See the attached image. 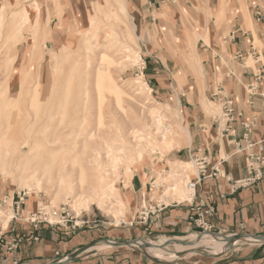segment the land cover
<instances>
[{"label":"rangeland","instance_id":"rangeland-1","mask_svg":"<svg viewBox=\"0 0 264 264\" xmlns=\"http://www.w3.org/2000/svg\"><path fill=\"white\" fill-rule=\"evenodd\" d=\"M31 1L0 0V5L4 4L0 19V207L11 214L12 209L16 210L15 203L20 198L23 200L16 219L22 223H30L34 219L38 224L77 231L124 222L134 225L141 214L148 212L150 199L165 204L177 201L176 193L168 188L178 181L183 183L181 187L185 186L189 180L188 173L196 171L187 150L178 152L187 145L192 132L193 114L190 113V107H186L185 99L188 96L185 93L194 83L204 84L203 75L197 74L193 67L183 69V54L186 50L182 44L171 38L173 33L167 26L150 30V26L134 20L127 0H124L125 10L118 11L121 22L113 14L117 11L109 7L106 0H35L39 3V11L45 5L46 20L43 21L40 11L35 29H32L31 21L18 29L20 9L30 6ZM176 2L186 11L180 18L189 20L190 25H193L190 0ZM91 19L92 25L89 23ZM179 23L173 24L174 32L178 35L179 31L183 34L188 30V25L184 23L179 29ZM12 29L15 38L5 47L6 41L3 39ZM127 30L132 35V41L127 38ZM157 31L162 32L163 39L155 36ZM121 35L126 39L125 44H129L127 51L121 44ZM14 43H21L18 51L22 55L19 63L15 64L16 51L10 55V46ZM195 50L198 55L202 51L201 44L196 42ZM160 61L166 69L162 68ZM251 64L252 60L247 63L249 66ZM137 83L146 84L150 89L145 98L138 95ZM115 85L121 92L119 104ZM203 98L201 105L204 112H214L212 103ZM219 107L217 104L214 107L217 113L209 116L221 113ZM152 108L158 110L168 126L172 125V115L184 126L189 123L188 132L174 137L173 141L177 145L172 148L159 145L161 152H152L148 146L145 147L140 164L141 173L134 169L128 180L124 174L126 159L113 163L112 157L105 151L104 143L118 144V128L126 132L130 127H141L138 118L150 120L151 123ZM83 118L85 122L80 126L79 122ZM148 129H152V126H148ZM88 132L93 135L92 139H86ZM99 136L103 137L104 142ZM25 137H29L28 145L34 142L31 145V157L27 161L13 157L5 146L7 140L11 144H21ZM52 140L57 141L51 146L46 144ZM84 141L87 143L85 148ZM46 148L51 152L44 153ZM94 149H99L102 155L92 162V159L87 158ZM64 161L70 175L60 185L56 174ZM170 161L175 164L176 161L182 162L181 166L184 167L178 165L176 168L177 164L170 165ZM97 164L104 168L102 172L108 171L104 172L108 175V181H115L122 201L129 203L126 212H120L119 204L112 197L106 205L95 204L90 207L76 201L80 194L86 193L93 176L100 174L94 172ZM112 166L117 168V172ZM27 168L42 173L39 189L33 186V182H27L28 185L32 184L29 187L20 180V175ZM175 171L181 172L179 177L174 174ZM131 181L147 190L145 201H141L140 206L131 199ZM4 218V215H0L1 225ZM189 235L202 238L209 234L188 232L184 238L190 239ZM222 235L210 236L225 238L223 236L226 234ZM144 239L158 241L160 238L151 234ZM174 242L179 243L169 241L166 244V248L173 252L177 249ZM249 245L251 243L244 240H239L236 245L229 242L217 256H212L213 249L202 244L165 260L148 252L145 246L142 249L161 261L188 264L204 258L230 256Z\"/></svg>","mask_w":264,"mask_h":264},{"label":"crops","instance_id":"crops-1","mask_svg":"<svg viewBox=\"0 0 264 264\" xmlns=\"http://www.w3.org/2000/svg\"><path fill=\"white\" fill-rule=\"evenodd\" d=\"M127 2L133 19L150 26V30L179 22V29L183 26L180 16L186 11L176 0ZM190 3L192 26L200 32L196 42L202 47L198 55L204 84L194 83L185 93L186 107L193 114L192 132L187 145L178 152L187 150L189 155L207 156L205 176L195 192L191 191L182 201L166 204L150 199L148 212L141 214L134 225L124 222L77 231L22 223L16 219L19 211L12 209L7 225L0 224V264H183L158 260L135 245L110 246L106 242L127 243L151 234L166 239H182L188 232L199 234L189 219L193 215L191 209L206 206L213 208L212 215L205 218L212 224L213 234L264 236V180L248 186L236 184L249 177V156L264 157V68L250 56L252 51H258L264 65V23L255 19L256 9L264 16V0H190ZM44 6L40 10L43 21L47 13ZM3 8L4 4L0 5V19ZM175 13L180 16L169 22L166 16ZM201 16L204 26L198 23ZM9 31L3 39L5 47L16 35L13 29ZM155 36L159 39L157 33ZM20 44L10 46L11 56L16 51L14 64L22 57L18 51ZM250 60L251 66L247 65ZM160 64L166 69L162 61ZM259 72L261 79L257 81L254 75ZM251 84L255 86L252 95L248 94ZM202 97L212 103L211 113H217L214 108L217 104L221 113L210 117L211 113L204 112ZM227 99L233 101L231 119L224 115L223 102ZM242 122L251 123L248 133ZM213 170L217 171L214 175ZM196 175V171L188 173L189 180ZM130 185L131 199L140 206L147 190L132 181ZM188 264H264V243L251 244L230 256Z\"/></svg>","mask_w":264,"mask_h":264},{"label":"bare ground","instance_id":"bare-ground-1","mask_svg":"<svg viewBox=\"0 0 264 264\" xmlns=\"http://www.w3.org/2000/svg\"><path fill=\"white\" fill-rule=\"evenodd\" d=\"M106 4L109 5V7L114 8L117 11V12L115 11L116 13H113V14H115L117 21L121 22L120 14L118 13V11L125 10L124 0H106ZM211 10H213V9H211ZM18 15H19V17H18L19 18L18 19V29H21L22 26H24V24L28 23V21H31L32 29H35V24H36L37 20L39 21V16H40V11H39L38 5L36 4L35 0L31 1L30 6H28L26 8H21L20 13ZM179 16H180V13H175L173 15H169V17H168L170 19L169 22H173L174 19L179 17ZM106 18H107V16H106ZM92 22H93V20L91 19V21L89 22L90 25L93 24ZM203 22H204V19L201 16L199 18L198 23L201 24L202 26H204ZM182 23H184V25L185 24L188 25V30H186L183 34H181L180 31H179L180 35L175 34L174 30L172 29L173 28L172 24L167 26V29L171 33H173L171 38L175 39L179 43H181L183 48L186 50V52L183 54V60L185 61V64H184L185 68H183V69L186 70V68L188 69L189 67H193L195 69V71L197 72V74L203 75V67L201 64L200 57L195 52L196 51L195 50V43H196L195 40L199 36V29H196L192 25H190L186 19L183 20V18H182ZM25 26H27V25H25ZM206 31H208L207 28H206ZM86 33H88V32H86ZM155 33H157V35L159 36L160 39H163L162 32L157 31ZM127 34H128L127 38L130 41H132L133 40L132 35L129 33L128 30H127ZM48 35H49V33H48ZM88 39H90V38H88ZM88 39H85V41L87 42ZM120 39L122 40L121 44L123 45V48L127 51V49L129 48V44H125V40H126L125 37L123 35H121ZM166 39H167V37H166ZM179 78H177V80H179ZM137 85H138L137 86L138 95L140 94L139 96L145 98V96L150 91V89L146 86V84H143V83H137ZM115 92L117 95V102L119 104L121 101V99H120L121 98L120 97L121 92H120V89L116 85H115ZM203 102L205 104V100H203ZM203 109H204V107H203ZM157 111L158 110L155 108L150 109V113L152 114L151 123H150V120L145 121L143 119L138 118L137 119L138 125L141 127L133 126V127H130L129 130H127L126 132H123V131L121 132L120 128H118L119 136H118V139H116V142L118 144L106 145V143H104L105 151L107 154H110V156L113 159V163L118 161V160H121V159H126V165H125L126 169L124 170V174H126L128 180H130L134 169L141 173L140 164L143 162L142 155L145 152V147L148 146L150 149L149 151H152V152H161V150L158 149L159 145L166 146V147H168V149L172 148L174 145H177L173 141V138L178 136L182 132H184V133L188 132L187 131V125L184 126L181 122L179 123L176 119V116L171 114L174 119L171 123L172 125L168 126L166 124V122L164 121V117H161V115H159ZM84 122H85V119L84 118L81 119L79 122L80 126ZM148 126H152V129H148ZM88 133L89 134H88L86 139H92L93 135L90 132H88ZM157 134H159V135H157ZM99 138H101L102 142H104V139L102 136H99ZM28 140H29V137H25L21 144H16V143L11 144V142L7 140L5 142L6 150L9 151L10 154L12 153L13 157L17 156L19 159H23V160L27 161L29 159V156H30V153L32 150L31 145L34 143V142H32L31 145L30 144L28 145ZM56 141L57 140L47 141L46 144L51 146V145L55 144ZM85 143H86V141H84V144H83L84 148L87 145V143L86 144ZM97 145H99V144H97ZM46 151L51 152L50 150H47V148L44 151V153H47ZM91 151H92V153H90V155L88 156L87 159H92V162L96 161L102 155V152L99 149H94ZM38 156H41V155H38ZM9 157H11V155ZM33 158H31V159L33 160ZM21 162H22V160H21ZM28 163L30 164V162H28ZM87 163L89 165L91 164L89 162H87ZM172 164L174 165L175 163L173 161H170V165H172ZM176 164H175L176 168H178L177 167L178 165H180L179 166L180 168L184 167V166H181V164L183 165L182 162L176 161ZM65 165H66V161L61 163V165L59 166L58 174H56V176L58 177L57 178L58 184L60 183V185H63L65 178L69 177V175H70L68 169H65ZM90 166L93 167V165H90ZM39 168H40V166H39ZM95 168H94V170H95L94 172L95 173L99 172L100 174L93 176L92 182L88 185L87 191H85L86 193L80 194L76 201L80 202L81 204H83L86 207H90V206H94L95 204L106 205V203L109 202L110 198L112 197L114 199V201L119 204L120 212L121 213H122V211L126 212L129 203H126V201L123 202L124 200L122 201L120 195L118 194V190H117V186L115 185V181L113 179L111 181H108V179H107L108 175H106L104 173V172H108V171L106 170V171L102 172L104 168L100 167L99 164H97L95 166ZM111 168H113L114 170L116 169L115 171L117 172V168H114V166H112ZM31 169L27 168V169L23 170V174L20 175V176H22L20 178V180L23 181V183L25 185L29 181L33 182V186L36 187L37 189H39V184H40L39 182L41 181L42 173L40 174V171L37 169H32V170ZM92 170H93V168H92ZM64 171H65V174H63ZM10 172L8 171V173H10ZM13 172H14V169H13ZM179 173H181V172H179ZM179 173H178V171H175L174 174L178 175ZM15 177H17V176H15ZM141 177L143 178V175H141ZM178 177H179V175H178ZM187 177H188V175H187ZM160 184H162V183H160ZM182 184L183 183L178 181L176 183H173V185L170 188H168L169 190L174 191L176 193L175 195H176L177 201H182L183 199L188 198L189 194L191 193V190L188 189L187 184H185V186L183 185L181 187ZM27 186L30 187V186H32V184L31 185L27 184ZM69 188L73 189L72 186L71 187L69 186ZM154 193H155V191H154ZM0 215H4V217H5L4 220L2 221V225L5 227L7 225L6 223H7L8 219L10 218L11 214H10V212L6 213L4 207H0ZM189 237H190V239H186V238L183 239L182 238V239H174L173 240L170 238H167V239L166 238H160L158 241H154L151 239H149L147 241L138 240L137 243L143 244V242H145L147 244L146 249L148 252H153L155 254L154 256L158 257L161 260H165V259L175 258L178 256V255H176L177 253L185 252V250L195 249L196 247L201 246L202 244L206 245V246H210L213 249V251L211 252L212 256H217V254H219L221 251H223V249L225 248V246L229 242L233 243V245H236L238 243V241L240 240V238L233 239V240H227V238H221V237L216 238V237H212L210 235L202 236V238H197L194 235L193 236L189 235ZM245 240L251 241L252 239L247 238ZM169 241L179 242V243L174 242V245L177 246V249L174 252L170 251L168 248H166V244ZM251 242H253V241H251ZM251 244H253V243H251Z\"/></svg>","mask_w":264,"mask_h":264},{"label":"built area","instance_id":"built-area-1","mask_svg":"<svg viewBox=\"0 0 264 264\" xmlns=\"http://www.w3.org/2000/svg\"><path fill=\"white\" fill-rule=\"evenodd\" d=\"M255 19L259 22L264 23V16L262 15L260 10H255ZM252 59H254L256 62L261 63L262 68H264V65L262 64V59L260 58V54L258 51L254 50L252 51L251 55ZM237 57L241 60L242 57L240 55H237ZM256 76L257 81L261 79V73L259 72ZM255 86L254 84H251L248 86V94L252 95L254 93ZM232 106H233V101L232 99H227L223 102V110H224V115L226 118L231 119V115L233 114L232 112ZM242 127L245 130L246 133H248L249 128L251 126V123L249 122H242ZM192 162L194 166L196 167V177L193 180H188L185 184H187L188 189L192 191V193L195 192L197 186L201 182V178L205 176V172L207 169L208 165V160L207 156L203 154H198L194 153L191 155ZM249 177L246 179H242L236 182L238 186H248L254 184V182L258 180H264V157H261L259 155H251L249 156ZM213 174H216V170H213ZM236 185V187H238ZM20 200L19 202H16V211H19V205L21 204L23 199H18ZM193 212V215L189 218L191 219L193 226L200 231V233H213V226L211 223H209L205 218L209 217L213 213V208L212 206H206L205 208H192L191 209ZM30 223H34L37 225L38 223H35L34 219L30 220ZM199 233V234H200Z\"/></svg>","mask_w":264,"mask_h":264},{"label":"water","instance_id":"water-1","mask_svg":"<svg viewBox=\"0 0 264 264\" xmlns=\"http://www.w3.org/2000/svg\"><path fill=\"white\" fill-rule=\"evenodd\" d=\"M205 234H209V235H215V234H213V233H205ZM221 234V233H220ZM220 234H217V235H220ZM224 235V234H223ZM222 235V236H223ZM223 237H225V238H227V240H231L232 238L233 239H238V238H240V240H244V241H246V242H249V243H253V244H255V243H264V236H255V237H250V236H244V235H224ZM247 238H251L252 240L251 241H253V242H250V241H247V240H245V239H247ZM138 240H144V239H138ZM138 240H133V241H131V242H127V243H121V242H118V241H114V242H112V241H107L106 243L108 244V245H110V246H114V245H116V244H125V245H130V246H132V245H135V246H138V247H147V244L145 243V242H143V244L141 245V244H138L137 242H138Z\"/></svg>","mask_w":264,"mask_h":264}]
</instances>
